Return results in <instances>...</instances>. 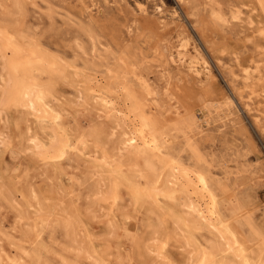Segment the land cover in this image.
<instances>
[{
  "label": "rangeland",
  "instance_id": "rangeland-1",
  "mask_svg": "<svg viewBox=\"0 0 264 264\" xmlns=\"http://www.w3.org/2000/svg\"><path fill=\"white\" fill-rule=\"evenodd\" d=\"M18 1L19 6H16L15 0H0V26L7 30L3 34L5 51L13 43L19 46L18 52L26 51V54L16 51L17 59L11 62L9 70L15 79H22V71L27 67L32 82L47 94L55 95L51 97L72 99L76 94L75 88L60 81L59 68L66 71L68 65L74 66L81 77L96 76L103 84L106 83L108 69L116 71L117 76L123 71L119 80L124 105L139 107L141 119L157 130L163 144L161 150L182 166L193 169L204 180L213 193L220 216L233 222L235 235L241 230L249 236V222L264 232V94L260 89V83L264 80V77L260 79V76H264V37L258 34L264 25V15L256 0ZM156 4L164 8V15L156 12ZM139 5L147 11H140ZM238 12L239 19L236 17ZM181 44H184L182 49ZM179 51L185 52L188 60L191 56L195 57V53H200L210 66V78L196 77L186 67L173 63L171 58L176 57ZM256 65L260 66L261 72L252 74L255 81L250 78L251 85L243 71L247 66ZM134 71L148 79L157 101L146 94ZM67 73L71 74V71ZM241 77L244 80L240 81ZM252 87H255L254 92ZM227 97L232 98L233 105L227 109L226 123L210 119V116L214 117L213 114L209 115L210 111ZM154 103L159 104L156 106ZM170 106L175 114L183 115L187 121L190 119L188 113L192 112H196L200 119L208 118L211 121L196 135L193 147L183 136V125L169 120L170 115L166 111ZM90 114L87 123L80 119L82 132L90 140H106V135L99 129L96 113ZM65 119L69 125H75L71 114L66 115ZM105 125H108L107 117ZM13 147L15 145H1L2 172H14L12 167L16 165V160L10 156ZM121 168L136 183L142 186L152 184L153 175L144 155L134 152L132 157H126ZM39 174L41 171L33 180L50 188L49 179H52L55 187L62 189L58 193L55 188L56 197H60L65 206L69 205L72 197L68 192L72 186L68 178L60 173L59 185L51 172H47L49 179ZM24 181L19 185L23 191L26 189ZM89 188L90 182L86 180L82 186H76L74 194L80 195L82 209L87 205L85 197ZM16 194L21 198L20 192ZM159 199L160 205L170 216L175 218V214H181L180 197L174 190H163ZM0 205V223L3 227L11 228L15 214L10 208L3 207L1 199ZM41 218L43 216L36 218L38 224L34 239L46 246L51 255L43 251L38 260V254H34V261L27 264H61L53 254L63 247H69L60 225L61 216L51 215L50 225L44 229ZM130 224L132 234L140 233L141 228L149 232L158 225V217L152 214ZM181 224L184 226L183 222ZM119 226L121 228L120 221ZM100 230L102 224L93 225L95 234H100ZM185 231L200 245H205L207 239L211 238L205 226L192 225L191 229L185 227ZM113 243L115 246L116 243ZM129 243V240H124L122 249L128 250ZM26 247L33 251L29 242ZM134 260L138 264V255L135 254ZM80 261L91 264L84 259ZM107 262L119 264L114 255L108 257Z\"/></svg>",
  "mask_w": 264,
  "mask_h": 264
},
{
  "label": "bare ground",
  "instance_id": "bare-ground-1",
  "mask_svg": "<svg viewBox=\"0 0 264 264\" xmlns=\"http://www.w3.org/2000/svg\"><path fill=\"white\" fill-rule=\"evenodd\" d=\"M256 2L264 15V0ZM15 5L19 6L18 0H15ZM140 7L139 5V10ZM155 10L159 15L165 13L160 4H156ZM140 11L146 12L147 9L141 7ZM236 17L240 18L239 12ZM5 30L0 26V148L1 145H15L11 148L10 156L16 160V165L12 167L15 173L0 170V199L4 208H10L14 212L15 220L12 227L9 226L11 228L3 227L0 223V264H27L34 259V254H38L39 260L43 251L51 255L46 246L34 239L38 224L36 218L43 216L40 222L44 229L49 227L51 215L61 216L60 225L69 244L68 248L63 247L60 252L53 253L61 264H82L80 259L91 264H108L107 258L112 255L119 264H135V254L139 257L138 264H201V261L204 264H264V232L249 222V236L241 230L235 235L231 224L233 222L220 216L217 202L204 180L193 169L182 166L161 150L163 144L157 130L141 119L139 107L124 105L119 80L123 71L117 76L116 71L108 69L105 74L106 83L103 84L96 76L81 77L74 66L68 65L65 67L66 71L59 68L60 81L73 86L76 94L72 99L53 98L52 94H47L32 82L27 67H24L20 80L10 74L9 68L12 60L17 59L15 52L19 46L13 43L5 51ZM258 32L259 36L264 37V25ZM182 48L184 44H181L180 49ZM22 52L18 53L23 54ZM199 55L197 52L195 57L191 56L188 60L185 52L179 51L171 59L173 63L186 67L196 77L210 78V66ZM120 60L125 64L124 59ZM259 65L247 66L243 71L246 74L243 77L249 79L248 83L253 78V73L261 72ZM67 69L71 74L67 73ZM134 76L146 94L157 101L148 79L135 71ZM263 77L260 76V79ZM242 80L244 79L240 81ZM260 87L264 94V80ZM252 88L254 92L255 87ZM39 92L44 93L43 97L33 99ZM158 104L154 103L156 106ZM232 105V98H225L222 104L214 106V110L209 113L214 117L209 118L225 124L228 120L227 109ZM91 112L96 113L99 129L106 135V140H90L82 132L80 119L87 123V116ZM166 112L170 115L171 123L183 125V136L192 147L196 135L211 123L208 118L200 119L196 112L188 113L190 119L187 121L183 115L175 114L172 106ZM68 114L73 116L75 125H69L66 121ZM105 117L108 118L107 126ZM134 152L147 158L148 168L153 175L150 186L136 183L122 171L121 165L126 157H132ZM39 171V175L46 178L47 172H51L59 185L60 173L68 178L72 186V190L68 192L72 197L69 205L65 206L64 201L56 197L55 188L58 193L62 189L60 186L55 187L52 179L48 178L50 188L33 180ZM23 179L25 191L19 186ZM84 180L90 182V188L85 197L87 205L82 209L80 195L74 193L76 186H82ZM165 189L174 190L180 197L183 209H180L181 214H175V218L159 203V196ZM17 192L21 193L23 201L17 197ZM152 214L158 217L156 227H152L149 232L141 228L140 233H131V222L140 221L144 216ZM98 223L102 224V230L97 235L93 232V225ZM192 225L207 228L211 238L207 239L205 245H200L186 233L185 227L191 229ZM124 240L130 241L128 250L122 249ZM27 242L33 251L26 247ZM113 242L116 243L115 246Z\"/></svg>",
  "mask_w": 264,
  "mask_h": 264
},
{
  "label": "snow or ice",
  "instance_id": "snow-or-ice-1",
  "mask_svg": "<svg viewBox=\"0 0 264 264\" xmlns=\"http://www.w3.org/2000/svg\"><path fill=\"white\" fill-rule=\"evenodd\" d=\"M43 95H44V93H43V92H39V93H38V96H34V97H33V99H36V98H42V97H43ZM58 158H62V157H58ZM201 264H204V262H203V261H201Z\"/></svg>",
  "mask_w": 264,
  "mask_h": 264
}]
</instances>
